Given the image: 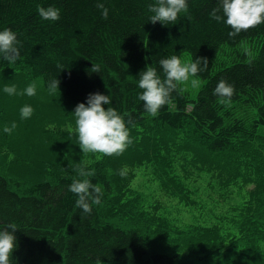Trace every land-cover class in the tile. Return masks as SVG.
I'll use <instances>...</instances> for the list:
<instances>
[{"label":"trees","instance_id":"obj_1","mask_svg":"<svg viewBox=\"0 0 264 264\" xmlns=\"http://www.w3.org/2000/svg\"><path fill=\"white\" fill-rule=\"evenodd\" d=\"M97 2L0 0V31L11 29L20 42L15 63L0 54V73L23 76L45 90L56 77V91L65 105L86 104L89 94L108 95L111 103L103 105L105 110L115 108L131 135L138 137L130 144L133 152L145 137L151 142L163 130L181 136L175 148L198 155L204 163H216L210 166L227 162L232 168L236 164L227 159L238 160L244 146L256 141L264 146V23L230 38L231 29L210 17L218 0H187V9L168 25L149 22L153 13L148 5L154 0H99L108 10L106 19ZM50 6L59 9L58 21L39 16L38 7ZM173 55L182 62L207 58L209 65L199 74L194 95L191 86H179L152 117L138 99L139 73L152 66L163 79L158 62ZM93 64L99 73L91 72ZM222 79L234 87L228 105L213 95ZM55 156L49 164L50 156L21 159L28 169H38L36 179L15 176L0 163V229L9 224L16 229L13 264H260L257 256H264V248L251 257L248 249L233 244L240 234L237 224V233L231 227L217 228L213 240L193 254L182 232L166 228L163 221L133 214L137 223L115 222L114 212L128 209L101 212L113 194L106 161L87 165L81 158L77 163L66 154ZM261 158L258 166L264 170V154ZM41 165L46 166L37 167ZM78 166L94 171L88 179L103 189L101 203L92 205L87 218L76 207L78 197L68 191L73 179H83ZM249 227V235L264 234V218L258 215Z\"/></svg>","mask_w":264,"mask_h":264},{"label":"rangeland","instance_id":"obj_2","mask_svg":"<svg viewBox=\"0 0 264 264\" xmlns=\"http://www.w3.org/2000/svg\"><path fill=\"white\" fill-rule=\"evenodd\" d=\"M30 84L33 83L23 76L0 73V163H4L3 169L18 177L36 179L38 169H28L21 161L25 156L39 155L38 161L50 156L48 164L56 160L55 155L62 154L77 163L81 158V164L87 165L106 161L104 165L112 178L113 194L109 206H103L101 212L110 214L117 208L128 209L124 214L114 212L115 222L137 223L133 214L163 221L166 228L182 232L193 254L213 240L217 228L231 227L237 233L234 227L237 224L240 234L234 239V245L241 250L248 249L251 257L264 248V234H248L252 232L249 224L258 215L264 218V170L258 166L263 160V141L244 146L245 151L238 160L228 158V162L236 164L232 168L226 167L227 162L210 166L216 163H204L198 155L195 157L191 152L175 148L181 136L168 130L158 132L157 139L151 142H146L145 137L135 149L143 154L133 152L129 145L119 156L84 155L74 131L76 106L65 105L58 91L50 93L40 83H34V96L21 95ZM5 86H15L17 94H6ZM197 90L190 92L194 95ZM24 106L33 109L30 118L21 119L20 110ZM13 123L16 128L11 134L4 133V127H11ZM130 139L135 143L138 137L130 132ZM198 153L206 159H214ZM244 235L246 239L241 238ZM257 257L258 262L264 264V256Z\"/></svg>","mask_w":264,"mask_h":264},{"label":"clouds","instance_id":"obj_3","mask_svg":"<svg viewBox=\"0 0 264 264\" xmlns=\"http://www.w3.org/2000/svg\"><path fill=\"white\" fill-rule=\"evenodd\" d=\"M219 7L214 8L210 17L217 22L223 21L231 29L228 33L230 38L238 36L261 23H264V0H218ZM97 8L102 10V15L107 18L108 10L104 4L97 2ZM187 9V0H154L148 5L149 22L162 25L173 24L179 14ZM39 16L46 21H58L60 19L59 9L55 7H38ZM222 12V15L219 13ZM16 34L11 29L0 31V54L9 63H15L20 57V50L17 45ZM159 69L163 73V79L158 75L157 68L146 66V70L139 73L138 87L142 92L138 99L143 102L145 113L156 117L158 112L165 107L176 92L179 86L189 85L196 89L200 87L199 74L206 71L209 65L207 58H197L188 62H182L179 56L161 59ZM57 68H61L57 65ZM91 72L99 73L98 66L93 64ZM59 80L53 77L48 82V91L55 92L59 87ZM3 91L8 95L17 94L15 86H5ZM21 95L29 97L36 94L35 84H30ZM213 95L219 98L218 102L223 105L231 103L234 95V87L225 80H220L213 91ZM111 99L108 95L100 93L89 94L86 104L79 103L74 109L75 134L80 151L84 155L119 156L132 143L130 131L124 117L113 107L107 110L103 105H109ZM33 109L24 106L20 110L21 119L30 118ZM131 120H129V123ZM16 128L13 123L11 127L5 126L3 131L6 134ZM78 176L83 179H73L68 186V191L75 194L76 207L82 212V217L87 218L92 214V205H99L103 196V189L99 184H93L88 179L95 175L94 171L86 167L78 166ZM120 175L123 177L124 172ZM16 231L13 225L0 229V264H13L12 254L16 248V238L13 233ZM97 264H101L100 261Z\"/></svg>","mask_w":264,"mask_h":264}]
</instances>
